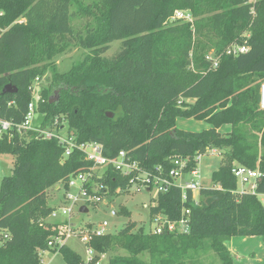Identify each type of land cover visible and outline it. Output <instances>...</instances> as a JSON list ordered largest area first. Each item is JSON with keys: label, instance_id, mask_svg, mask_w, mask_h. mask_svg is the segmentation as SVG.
I'll return each instance as SVG.
<instances>
[{"label": "trees", "instance_id": "trees-1", "mask_svg": "<svg viewBox=\"0 0 264 264\" xmlns=\"http://www.w3.org/2000/svg\"><path fill=\"white\" fill-rule=\"evenodd\" d=\"M125 0H0V119L21 122L31 100L30 85L50 69L52 79L40 90L38 110L43 124L67 121L77 142L103 145L114 157L127 151L147 171L170 168L173 156L188 157V168L210 148H229L212 171V185L200 195H222L207 205L181 203V191L159 193L150 214L171 220L190 209L189 231L155 234L127 221L115 234L93 237L92 248L112 255L108 264H199L198 256L214 252L219 264H233L224 242L231 236L264 240V202L236 190L233 163L258 169L257 192L264 193V108L259 79H264V0H147L128 1L130 20L118 24L114 11ZM176 9H188L193 22L169 24ZM74 18L84 19L82 30ZM119 40L120 50L104 57ZM88 52L63 73L54 58L70 45ZM232 44L247 51L227 54ZM213 49L217 61L206 59ZM10 84L14 93H3ZM54 94L57 98L52 102ZM11 103L8 105V103ZM112 114V115H110ZM178 117L205 120L201 131L179 128ZM222 125L231 128L221 133ZM0 153L13 155V167L0 182V264H40L43 251H59L66 264L87 263L67 244L48 246L61 233L59 223L46 221L53 210L46 190L68 185L70 177L90 171L92 164L74 149L63 158L56 139H37L15 130L0 137ZM100 194L124 188L127 179L113 169L95 177ZM89 192V185H85ZM120 213L127 218L129 210ZM146 252L148 260L141 257ZM192 253V254H190Z\"/></svg>", "mask_w": 264, "mask_h": 264}, {"label": "built area", "instance_id": "built-area-1", "mask_svg": "<svg viewBox=\"0 0 264 264\" xmlns=\"http://www.w3.org/2000/svg\"><path fill=\"white\" fill-rule=\"evenodd\" d=\"M174 21H184L193 22V16L189 10L176 9L173 14L168 18V22ZM248 47L245 45L232 44L226 50L227 54L237 55L247 51ZM207 60L212 61V67H216L218 59L216 57L206 56ZM36 77L35 80H38ZM40 99V94L33 95V98L27 104V111L21 122H14L10 119H0V137L3 134H9L11 131L15 130L19 134L30 133L37 139H56L57 142L63 147V158L68 157L70 153L77 149L82 152L83 157L86 161L91 162L92 167L88 172H81L72 177L68 181V187H71L78 182V193L89 194L92 196L91 202H98V200H103L104 204H108L111 198L120 194H136L138 192H146L153 194L151 196V201L149 205L144 204V208H149V224L151 225V231L155 234H161L163 232L182 234L189 231L190 224V209L182 207L181 216L176 220H171L167 215L159 212L151 215L150 209L155 205V199L159 193H165L170 187H178L181 191V203H185L188 200V192L191 193V200L196 205H201L202 201L199 200L200 189L204 186L199 180L200 174L198 167L188 168V157L183 156H173L170 158V168L163 171L160 167H155L153 171H147L139 166V163L132 159L131 155L124 150L119 151L114 157H108L104 154L103 145L94 141H83L77 142L72 133L69 132L67 124L64 123L65 120L59 122L55 118L51 123L43 124V118L38 119V102ZM11 103L9 102L8 105ZM260 106L264 108V82L260 86ZM44 116V115H43ZM199 158V156L197 157ZM196 158V164H197ZM98 169H103L97 172ZM108 169H113L120 176L127 179L126 186L124 188L118 187L115 189L113 194H100L99 190L103 187L94 180V176L99 178L105 176ZM232 174L236 178V182L241 185V189L236 190L244 193L255 194L264 200V193L257 192V177L259 175L258 169H252L245 165L235 164L233 165ZM89 185V192L85 185ZM206 188H213L215 190H221L219 185H211ZM69 199L76 201L77 196H72L70 194L66 195ZM72 212L71 206H62L61 208H55L50 213V217L58 218L60 215L68 216ZM110 214L115 216L117 214L115 209L110 210ZM108 222L102 220L97 224L92 225L91 228L85 230L79 229L75 236L85 245L87 259L84 262H88L95 255H100L101 257L105 254H98L90 245V241L93 237L104 236L109 234L106 231ZM72 226H68L66 229L61 230V233L56 237H62L61 235H67L68 237L72 233ZM72 236V235H71ZM7 238V234L0 238V244ZM55 238V237H54ZM54 238L50 239L48 246L57 247ZM64 244V243H62ZM61 244V245H62ZM54 245V246H53ZM99 256V257H100ZM95 264H99L98 261Z\"/></svg>", "mask_w": 264, "mask_h": 264}, {"label": "rangeland", "instance_id": "rangeland-1", "mask_svg": "<svg viewBox=\"0 0 264 264\" xmlns=\"http://www.w3.org/2000/svg\"><path fill=\"white\" fill-rule=\"evenodd\" d=\"M128 1L125 0L115 11L113 14V18L115 21L120 24L125 21L130 20V15L128 14ZM135 6H140L143 3H147V0H133ZM188 10V9H181ZM84 19L74 18L73 24L74 26L79 27L82 30V24ZM169 24L182 23L181 21L168 22ZM121 48V44L119 40H115L110 44V48L103 53L104 57H112L115 55ZM88 51L86 49L80 48L77 45H70L69 49L65 52L59 53L55 56V70L58 73H63L68 71L73 63L78 60H81L84 55ZM205 55L209 57H213V49L205 50ZM52 79V71L49 69L45 75L40 77L38 80H33L30 88H31V98L33 95H39L40 90L44 87L49 86V82ZM259 84L261 85L264 82V79H259ZM57 98V94H54L53 99ZM261 108V106H260ZM43 113L38 110V119L43 118ZM67 124V121H64ZM176 125L179 128L192 130V131H201L205 128L209 127V123L205 120L194 119V118H184L178 117L176 119ZM222 125L220 128H222ZM229 129H220L221 133H225L229 131ZM229 151V148L223 147L221 149L210 148L207 150L206 154L200 155L197 158L196 167L199 170V180L201 181L204 187H209L212 185V181L210 179L212 171L216 170L221 161L224 159L225 153ZM14 157L8 153H0V182L3 176L9 175L12 171ZM234 165V163H233ZM103 169H98L97 172L102 171ZM78 182L75 185L68 187V185L64 186L63 183H56L50 186L46 190V197L49 201V205L54 206L55 208H61L62 206H71L72 212L68 214V216L60 215L58 218H52L50 216L46 217V221L57 222L64 230L68 226H72V233L68 237L67 235L62 234V237H55L54 242L56 241L55 246H60L62 243L67 244L74 251L79 253L83 260L87 259L86 247L81 241L75 236L74 231H78L79 229H87L91 228L92 225L97 224L102 220H106L108 222V226L106 227V231L109 234L117 233L124 225H126L127 221H135L136 225L133 231H136L139 227H143V230L151 231V225L149 224V208H144L143 205H149L151 201V196L153 194L146 192H138L136 194H126L120 193L111 198H107L109 200L108 204H104L103 200H98V202H91L92 196L89 194H83L82 192L78 193ZM237 189H241V185L236 183ZM77 196L76 201L72 199H68L66 195ZM199 200L203 202V197L198 196ZM264 202V200H263ZM81 206L87 207V212L81 213L79 211ZM124 207L129 210L130 215L127 218L125 215L120 213V209ZM115 209L117 214L112 216L110 214V210ZM234 239L232 240L231 247L233 264H264V242L262 241L260 236H231ZM54 246V245H53ZM55 248V247H54ZM116 254H125V251L122 248H117L114 251H109L105 253L102 257L100 256L97 260L99 264H108V259L112 255ZM192 254V253H190ZM41 263L40 264H66L61 253L59 251H50L46 250L41 252ZM141 257L145 260L149 259V256L146 252L141 254ZM199 264H219L220 260L218 256L209 250L207 253L200 254L198 256ZM193 264V263H188Z\"/></svg>", "mask_w": 264, "mask_h": 264}, {"label": "water", "instance_id": "water-1", "mask_svg": "<svg viewBox=\"0 0 264 264\" xmlns=\"http://www.w3.org/2000/svg\"><path fill=\"white\" fill-rule=\"evenodd\" d=\"M17 91V88L16 87H12L10 84H7L4 88H3V93H6V92H11V93H14V92H16ZM53 100H55V99H50V101L52 102ZM110 115H112V114H110ZM222 198V195L221 194H219V195H211V196H208V197H206V198H204L203 199V201L207 204V205H210L212 202H214V201H217V200H219V199H221ZM87 207H85V206H81L80 207V209H79V211L81 212V213H85V212H87Z\"/></svg>", "mask_w": 264, "mask_h": 264}, {"label": "crops", "instance_id": "crops-1", "mask_svg": "<svg viewBox=\"0 0 264 264\" xmlns=\"http://www.w3.org/2000/svg\"><path fill=\"white\" fill-rule=\"evenodd\" d=\"M229 126L230 125H224L222 128H219V131H220V129H229ZM53 207V206H52ZM50 222H52V221H50ZM234 238L233 237H230L228 240H226L225 242H224V244H225V246L227 247V249L230 251V253L232 254V252H231V247L229 246V244L231 243L232 244V240H233ZM262 239V238H261ZM263 242H264V240H262ZM233 255V254H232Z\"/></svg>", "mask_w": 264, "mask_h": 264}]
</instances>
